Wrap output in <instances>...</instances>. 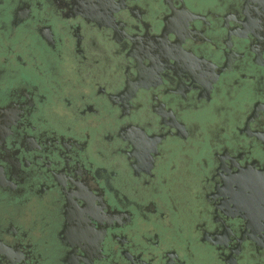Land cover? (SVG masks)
<instances>
[{
    "label": "flooded vegetation",
    "instance_id": "af4514ba",
    "mask_svg": "<svg viewBox=\"0 0 264 264\" xmlns=\"http://www.w3.org/2000/svg\"><path fill=\"white\" fill-rule=\"evenodd\" d=\"M263 99L264 0H0V264H264Z\"/></svg>",
    "mask_w": 264,
    "mask_h": 264
},
{
    "label": "water",
    "instance_id": "95a60500",
    "mask_svg": "<svg viewBox=\"0 0 264 264\" xmlns=\"http://www.w3.org/2000/svg\"><path fill=\"white\" fill-rule=\"evenodd\" d=\"M235 35V38L238 42V44L240 46H242L243 48L247 49V46H246V43L249 41V37L248 35H241V34H234ZM244 63H246L245 60H243ZM248 65H251V61L249 60V62L247 63ZM244 88L246 90V88H248L246 86V84L244 85ZM245 100L248 102L249 99L248 98H245ZM247 102H244V103H241L238 107V110L241 112V115H245V114H249L250 112V108L248 109V105H247ZM253 106V105H252ZM253 112L254 113H260L262 116H264V99L261 100V101H258V103H255V105L253 106Z\"/></svg>",
    "mask_w": 264,
    "mask_h": 264
},
{
    "label": "bare ground",
    "instance_id": "6f19581e",
    "mask_svg": "<svg viewBox=\"0 0 264 264\" xmlns=\"http://www.w3.org/2000/svg\"><path fill=\"white\" fill-rule=\"evenodd\" d=\"M152 45V44H151ZM156 46V45H155ZM160 51V50H159ZM162 52V51H161ZM160 54V53H159ZM171 54V53H170ZM166 55V54H165ZM168 55V54H167ZM140 58V57H138ZM153 60V59H152ZM179 60V59H178ZM176 62V61H175ZM176 64V63H175ZM181 64V63H180ZM151 66V65H150ZM161 68V67H160ZM153 69V68H152ZM181 70V69H180ZM183 70V69H182ZM151 72V71H150ZM146 73V72H145ZM179 74V73H178ZM155 77V76H154ZM157 78V77H156ZM199 78V77H198ZM137 80V79H136ZM138 81V80H137ZM130 94V93H129ZM131 96V95H130ZM147 148V147H146ZM142 149V148H141ZM141 155V154H140ZM148 159V158H147ZM230 180V179H229Z\"/></svg>",
    "mask_w": 264,
    "mask_h": 264
}]
</instances>
